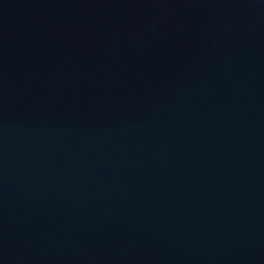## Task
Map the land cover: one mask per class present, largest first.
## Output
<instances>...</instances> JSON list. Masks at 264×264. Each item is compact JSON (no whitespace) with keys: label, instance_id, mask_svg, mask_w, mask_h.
<instances>
[{"label":"water","instance_id":"obj_1","mask_svg":"<svg viewBox=\"0 0 264 264\" xmlns=\"http://www.w3.org/2000/svg\"><path fill=\"white\" fill-rule=\"evenodd\" d=\"M0 264H264V0H0Z\"/></svg>","mask_w":264,"mask_h":264}]
</instances>
